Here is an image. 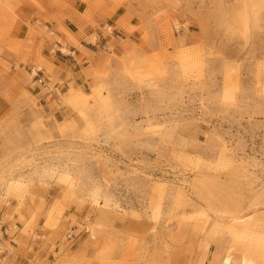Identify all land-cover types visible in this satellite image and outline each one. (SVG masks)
I'll return each mask as SVG.
<instances>
[{
  "label": "rangeland",
  "instance_id": "rangeland-1",
  "mask_svg": "<svg viewBox=\"0 0 264 264\" xmlns=\"http://www.w3.org/2000/svg\"><path fill=\"white\" fill-rule=\"evenodd\" d=\"M80 1L105 21L74 45L109 44L90 51L85 83L68 90L66 98L84 94L80 110L63 94L74 120L51 122L27 91L4 77L0 85L12 98L0 112L1 196L19 209L33 204L31 188L56 187L50 254L30 264H219L224 244L225 260L258 261L264 0H135L146 13L142 37L122 53L102 27L132 0ZM5 2L0 40L18 54L1 21ZM113 22V30L125 26ZM54 50L71 52L63 40ZM33 56V65L24 61L28 77L45 65ZM33 223L31 216L29 233Z\"/></svg>",
  "mask_w": 264,
  "mask_h": 264
},
{
  "label": "crops",
  "instance_id": "crops-1",
  "mask_svg": "<svg viewBox=\"0 0 264 264\" xmlns=\"http://www.w3.org/2000/svg\"><path fill=\"white\" fill-rule=\"evenodd\" d=\"M5 1L11 7L5 6L6 18L1 20L6 21L5 36L18 43L20 53L16 54L8 49V42L0 40V85L4 77L13 86L27 91L33 98L37 111L51 122L74 120L75 111L64 102L63 94L65 93L66 98L70 87L75 89V85L85 83L84 69L88 67V59L92 56L90 51L96 53L97 48H106L109 41L100 43L102 46L96 49L81 43L85 47L81 49L74 45L72 39L81 42L82 35L96 31L104 23L105 17L88 10L80 0ZM132 1L122 3L115 9L117 15L112 19L113 26L114 20H120L125 26L134 27L129 30L125 26H117L112 32L111 48L115 53H122L126 48L133 47L142 37L138 24L146 13L140 10L135 0ZM126 13L131 15V19L121 18ZM60 40L66 41L70 47L69 54L54 50L55 46H59ZM35 54L42 56L45 64L38 73L40 80L28 77L25 73L33 65ZM25 60L30 65L24 64ZM3 65H8L7 71H4ZM11 99L0 94V102H5L2 109L0 104V112L8 106L7 101ZM55 188L54 184L40 190L37 187L31 188L30 191L35 192L33 204L19 209L15 198L4 199L0 192V231L3 235L0 237V244L4 245L3 252L0 250V264H30L34 259L45 258L50 254L51 242H47V239L52 234V229L47 226L46 221L49 204L56 194ZM31 216L34 223L31 224L29 233L26 231V222Z\"/></svg>",
  "mask_w": 264,
  "mask_h": 264
},
{
  "label": "snow or ice",
  "instance_id": "snow-or-ice-1",
  "mask_svg": "<svg viewBox=\"0 0 264 264\" xmlns=\"http://www.w3.org/2000/svg\"><path fill=\"white\" fill-rule=\"evenodd\" d=\"M234 99H235L234 95H232L231 93L225 94V102H232V101H234ZM260 200L262 202V206H261V210L259 213V218L262 221V223H264V190H262V192H261ZM248 211L254 212L255 209L250 208V209H248ZM246 218L251 219V216H246ZM226 235L231 236L232 235L231 230H228ZM222 247L225 248L226 251L221 253V258H220L219 264H239L238 260H232V259L225 260L224 259L225 255L231 256V250L228 249L227 244L222 245ZM244 264H249V262L247 260H245ZM253 264H264V245H262L260 259L258 261L253 262Z\"/></svg>",
  "mask_w": 264,
  "mask_h": 264
},
{
  "label": "bare ground",
  "instance_id": "bare-ground-1",
  "mask_svg": "<svg viewBox=\"0 0 264 264\" xmlns=\"http://www.w3.org/2000/svg\"><path fill=\"white\" fill-rule=\"evenodd\" d=\"M84 99L85 96L80 91H72L66 98L67 103H70L77 110H80V104ZM239 220H242V218H240Z\"/></svg>",
  "mask_w": 264,
  "mask_h": 264
},
{
  "label": "built area",
  "instance_id": "built-area-1",
  "mask_svg": "<svg viewBox=\"0 0 264 264\" xmlns=\"http://www.w3.org/2000/svg\"><path fill=\"white\" fill-rule=\"evenodd\" d=\"M111 27H112V25H104L102 28L105 29V30L108 31V32H113L114 30H113ZM39 72H40V68H37V69L35 70L34 77H35V78H38V79L40 80V78H39V76H38V73H39Z\"/></svg>",
  "mask_w": 264,
  "mask_h": 264
}]
</instances>
